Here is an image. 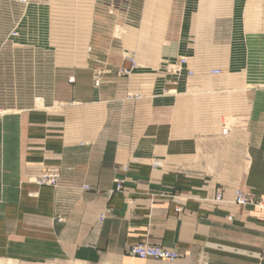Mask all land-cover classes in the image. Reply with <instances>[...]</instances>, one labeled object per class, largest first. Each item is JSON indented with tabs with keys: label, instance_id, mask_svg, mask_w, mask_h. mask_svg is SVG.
Here are the masks:
<instances>
[{
	"label": "crops",
	"instance_id": "crops-1",
	"mask_svg": "<svg viewBox=\"0 0 264 264\" xmlns=\"http://www.w3.org/2000/svg\"><path fill=\"white\" fill-rule=\"evenodd\" d=\"M140 2L80 0L86 51L50 79L43 48L11 42L6 81L39 90L16 109L0 94V264H264V25L239 26L264 0ZM182 57L193 75L167 74ZM51 171L56 187L32 184ZM138 243L179 258L129 256Z\"/></svg>",
	"mask_w": 264,
	"mask_h": 264
},
{
	"label": "rangeland",
	"instance_id": "rangeland-1",
	"mask_svg": "<svg viewBox=\"0 0 264 264\" xmlns=\"http://www.w3.org/2000/svg\"><path fill=\"white\" fill-rule=\"evenodd\" d=\"M133 1L139 4L141 3L140 0H131V2ZM79 2L80 0H0V67H3L2 78L5 80V82H3L5 83L4 87L0 88V94L5 100H8L3 104V109H16L15 107L21 108L29 104V99L38 95L39 90L37 86L27 87L18 85L26 81L28 78L26 73H20L19 75L16 73L15 79L20 82H17V85H12V82L10 84V82L8 83L6 81L9 74L6 69L8 67L7 65H16L21 61L20 56H13L10 53L11 48H13L11 42L18 45L43 48L45 50V62L47 65L46 78L48 79H50L51 76V66L57 58L60 59L62 56H70L66 54L70 52L72 48H80L86 51L87 39L83 36L86 20L81 22L79 14L81 16L82 13L77 14L81 9V7H79ZM129 4L130 3H127L126 5L128 6ZM133 8L134 7H131L130 11L133 10ZM223 8L227 7L225 6ZM86 9L87 8L84 7L83 11L85 12ZM246 9H248V7L242 6L239 11L240 30L245 32L254 30L256 32L262 29L264 25L262 21V8L257 6L253 8L256 21L249 22L244 20V18H246ZM113 10L114 9H109L112 13L110 17L115 15ZM248 10L250 11V8ZM247 14L251 17L250 12ZM258 17L260 18L258 19ZM223 20L225 23L228 22L227 20H229V18L226 17V14L223 15ZM14 28H16L15 36H13ZM23 28L28 30L30 35L29 38H22V35H20L19 31H22ZM72 34H74V36ZM14 39H17V41ZM24 39H26V42ZM31 58L32 59L29 60L30 64L34 65L33 62L38 61V56L32 55ZM34 58L36 60H34ZM22 61L27 62L28 60L22 59ZM27 64L28 63H25V65ZM33 77L37 78V71L31 73V78ZM6 83L10 85H6ZM36 178L31 179L34 185Z\"/></svg>",
	"mask_w": 264,
	"mask_h": 264
},
{
	"label": "built area",
	"instance_id": "built-area-1",
	"mask_svg": "<svg viewBox=\"0 0 264 264\" xmlns=\"http://www.w3.org/2000/svg\"><path fill=\"white\" fill-rule=\"evenodd\" d=\"M15 36V32H13ZM187 60L186 58H179L174 63H167L165 66V71L167 74L174 76L179 79L182 76L191 77L193 73L186 69ZM124 75H128L129 72L126 70L122 71ZM212 75H219V70L211 71ZM95 86L99 85V81L95 80ZM59 181L58 172H43L39 177L35 179V185L40 187H50L54 188L57 186ZM85 190H88L87 187H84ZM121 189V185L117 184L116 191ZM217 200L220 199L218 196ZM233 202L237 206H259L261 207L260 202H258L255 197L251 194L244 193L239 190H235L233 194ZM128 255L137 258L140 260H152L157 262L172 263L179 258V254L176 251L164 249L159 246H151L144 243H138L130 247Z\"/></svg>",
	"mask_w": 264,
	"mask_h": 264
},
{
	"label": "bare ground",
	"instance_id": "bare-ground-1",
	"mask_svg": "<svg viewBox=\"0 0 264 264\" xmlns=\"http://www.w3.org/2000/svg\"><path fill=\"white\" fill-rule=\"evenodd\" d=\"M40 104H41V103L38 101V102H37V105L39 106ZM225 131H226V130H225Z\"/></svg>",
	"mask_w": 264,
	"mask_h": 264
}]
</instances>
